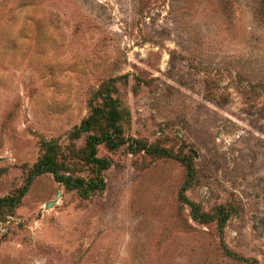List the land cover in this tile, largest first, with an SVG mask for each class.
Instances as JSON below:
<instances>
[{
	"label": "rangeland",
	"instance_id": "374dc122",
	"mask_svg": "<svg viewBox=\"0 0 264 264\" xmlns=\"http://www.w3.org/2000/svg\"><path fill=\"white\" fill-rule=\"evenodd\" d=\"M108 92L105 189L35 177L0 206V264H264V0H0V198L49 142L94 178L71 134Z\"/></svg>",
	"mask_w": 264,
	"mask_h": 264
},
{
	"label": "trees",
	"instance_id": "16d2710c",
	"mask_svg": "<svg viewBox=\"0 0 264 264\" xmlns=\"http://www.w3.org/2000/svg\"><path fill=\"white\" fill-rule=\"evenodd\" d=\"M125 115L126 111L120 107L117 100L108 92L102 95L101 103L97 105L91 104L90 116L86 120L84 128L76 129L71 134V138L77 140L81 138L83 132L89 133L83 153L87 163L92 165L94 178L85 180L84 178L70 175L65 171L64 163L59 160L60 147L56 143L49 142L46 143L47 150L45 154L34 165L26 186L15 197L0 198V206L10 203L11 210H13V207L26 195L32 180L45 173H52L55 179L59 183H63L68 190H76L84 197H88L97 191H103L105 189L103 172L110 167V162L98 156V146L105 144L109 149H116L126 142L124 137ZM154 153L163 155L168 154V151L166 149H161L160 151L156 149ZM191 205L195 219L207 222L208 215L199 213L196 204L191 203ZM220 214L222 215L220 217V227L222 228L229 218V213L222 207Z\"/></svg>",
	"mask_w": 264,
	"mask_h": 264
},
{
	"label": "water",
	"instance_id": "95a60500",
	"mask_svg": "<svg viewBox=\"0 0 264 264\" xmlns=\"http://www.w3.org/2000/svg\"><path fill=\"white\" fill-rule=\"evenodd\" d=\"M59 197H60V194L58 195V198H59ZM54 204H55V201H52V202L48 203V204H47V208H51V207H53Z\"/></svg>",
	"mask_w": 264,
	"mask_h": 264
}]
</instances>
